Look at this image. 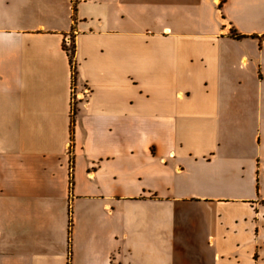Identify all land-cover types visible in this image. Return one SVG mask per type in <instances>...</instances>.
I'll use <instances>...</instances> for the list:
<instances>
[{"label": "crops", "instance_id": "1", "mask_svg": "<svg viewBox=\"0 0 264 264\" xmlns=\"http://www.w3.org/2000/svg\"><path fill=\"white\" fill-rule=\"evenodd\" d=\"M0 264H264V0H0Z\"/></svg>", "mask_w": 264, "mask_h": 264}, {"label": "trees", "instance_id": "2", "mask_svg": "<svg viewBox=\"0 0 264 264\" xmlns=\"http://www.w3.org/2000/svg\"><path fill=\"white\" fill-rule=\"evenodd\" d=\"M231 31H232L233 36H235L237 38H242V37L246 36V35H243V34H238L237 31H236V29H234V28H232ZM72 42H74L73 39H72ZM67 51H68V54L70 55L71 61L73 62L74 61V57H75L74 56L75 55V45L73 46L72 49H68ZM75 72H76V70H75ZM74 124H75V117L72 116V123H71V125L74 126ZM71 131L73 132V128L71 129Z\"/></svg>", "mask_w": 264, "mask_h": 264}, {"label": "built area", "instance_id": "3", "mask_svg": "<svg viewBox=\"0 0 264 264\" xmlns=\"http://www.w3.org/2000/svg\"><path fill=\"white\" fill-rule=\"evenodd\" d=\"M72 39L73 38L70 37L69 41H67V43L65 42V46L67 47V50L69 49V47L72 44ZM73 69L74 70L76 69L75 62L74 61H73ZM72 97H73V102H76L78 100V92H77V88L76 87L73 89Z\"/></svg>", "mask_w": 264, "mask_h": 264}, {"label": "rangeland", "instance_id": "4", "mask_svg": "<svg viewBox=\"0 0 264 264\" xmlns=\"http://www.w3.org/2000/svg\"><path fill=\"white\" fill-rule=\"evenodd\" d=\"M74 40V39H73ZM74 46V42H72L71 46L69 47V49H72ZM66 47V46H65ZM67 48V47H66Z\"/></svg>", "mask_w": 264, "mask_h": 264}]
</instances>
